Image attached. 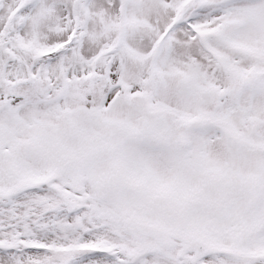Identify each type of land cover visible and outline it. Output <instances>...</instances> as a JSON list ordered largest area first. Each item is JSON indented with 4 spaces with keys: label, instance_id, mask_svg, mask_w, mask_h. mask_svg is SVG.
<instances>
[{
    "label": "snow or ice",
    "instance_id": "snow-or-ice-1",
    "mask_svg": "<svg viewBox=\"0 0 264 264\" xmlns=\"http://www.w3.org/2000/svg\"><path fill=\"white\" fill-rule=\"evenodd\" d=\"M0 264H264V0H0Z\"/></svg>",
    "mask_w": 264,
    "mask_h": 264
}]
</instances>
